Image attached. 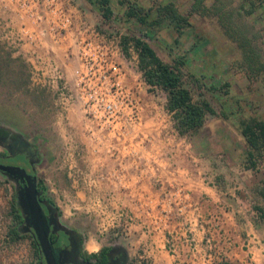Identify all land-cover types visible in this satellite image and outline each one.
<instances>
[{
    "label": "rangeland",
    "instance_id": "374dc122",
    "mask_svg": "<svg viewBox=\"0 0 264 264\" xmlns=\"http://www.w3.org/2000/svg\"><path fill=\"white\" fill-rule=\"evenodd\" d=\"M67 1L76 21L84 18L106 38L118 41L119 59L124 60L123 81L135 91L141 104L135 144L150 142L152 150L159 152L165 144L171 154L195 146V164L204 168L200 176L208 182L213 178L210 170L216 171L221 177L217 180L228 184L248 220L257 224L264 241V220L260 216L264 212V156L256 171L249 169L241 134L242 122L251 118L264 120V0H200V8L195 6V0H108V17L99 12L96 0ZM166 2H172L186 16L187 26L176 30L163 22L146 30L124 15L126 5L136 3L152 18L155 7ZM5 19L0 22V128L34 143L39 153L34 173L57 209L61 224L82 236L81 247L86 254V241L102 236L98 240L100 247L119 245L127 252L123 235L117 239L110 232L100 231L95 200L87 210L80 198L79 192L88 185L95 190V182L86 184L84 166L95 165V157L101 152L80 149L81 141L93 142L82 134L80 114L72 108L64 116L53 88L37 80L42 78L31 68V57L17 49L21 45L9 43L12 30L17 31L19 26L30 29V22L24 18L21 25L17 19L9 21L6 14ZM139 35L162 61L182 59V77L192 100L204 99L213 109L197 132L183 137L173 133L164 90L140 83L136 50L132 42L126 51L122 45L123 37ZM46 80L47 76L45 83ZM104 153L109 159H117L119 154ZM13 191V182L0 173V264H36L30 240L33 238L25 235L14 239L6 234ZM137 260L131 263L144 264Z\"/></svg>",
    "mask_w": 264,
    "mask_h": 264
},
{
    "label": "crops",
    "instance_id": "0c3cea01",
    "mask_svg": "<svg viewBox=\"0 0 264 264\" xmlns=\"http://www.w3.org/2000/svg\"><path fill=\"white\" fill-rule=\"evenodd\" d=\"M4 17L0 9V22ZM71 65L65 64L67 78ZM133 145L117 159L100 151L95 165L84 166L86 184L95 182V190L88 185L79 192L87 210L97 203L103 234L123 235L130 264H264L257 224L215 170L208 182L200 176L195 146L171 154L165 144L161 152L150 142ZM124 213L131 220L123 225Z\"/></svg>",
    "mask_w": 264,
    "mask_h": 264
},
{
    "label": "built area",
    "instance_id": "2783aa9c",
    "mask_svg": "<svg viewBox=\"0 0 264 264\" xmlns=\"http://www.w3.org/2000/svg\"><path fill=\"white\" fill-rule=\"evenodd\" d=\"M0 9L9 21L30 22V29L12 30L9 43L21 45L17 49L31 57V68L42 78L37 80L53 88L64 116L72 108L80 114L82 134L93 140L81 141L80 149L133 151L141 104L123 81L118 41L106 38L84 18L76 21L67 0H0ZM67 63L72 64L68 78ZM122 215L125 222L131 220L130 215Z\"/></svg>",
    "mask_w": 264,
    "mask_h": 264
},
{
    "label": "trees",
    "instance_id": "16d2710c",
    "mask_svg": "<svg viewBox=\"0 0 264 264\" xmlns=\"http://www.w3.org/2000/svg\"><path fill=\"white\" fill-rule=\"evenodd\" d=\"M200 0H195V6L200 8ZM97 9L102 16L108 17L110 7L108 0H96ZM193 5V8L195 9ZM155 14L149 18L147 9L136 3H128L124 15L135 19V21L146 30H150L161 26L163 22L172 25L176 30L187 26L189 23L185 15L178 12L172 2L157 5L154 10ZM142 35L133 37H123L122 45L124 51L128 47V43L132 42V46L136 50L137 69L139 70L143 81L149 88H158L165 92V108L170 113L172 126L179 135H191L202 127L207 114H213L214 111L209 103L200 99L193 101L189 89L186 87L182 77L183 60H174L167 63L158 58L153 49L145 42ZM195 78V84L197 83ZM241 134L246 144L247 167L256 171L258 163L264 156V120L251 118L242 122ZM264 194V193H263ZM261 210V209H260ZM262 211V210H261ZM8 214L10 224L6 231L9 237L14 239L22 238L28 235L34 249L36 259L38 258V247L34 237L29 233L22 231L21 222L22 214L16 202V195L11 193L8 205ZM261 218L264 220V212H261ZM107 247H100L98 253H88L90 257H102Z\"/></svg>",
    "mask_w": 264,
    "mask_h": 264
},
{
    "label": "flooded vegetation",
    "instance_id": "af4514ba",
    "mask_svg": "<svg viewBox=\"0 0 264 264\" xmlns=\"http://www.w3.org/2000/svg\"><path fill=\"white\" fill-rule=\"evenodd\" d=\"M39 161V153L34 143L19 133H12L0 128V163L19 166L33 176L35 196L39 206L38 215L27 209V221L21 222L22 230L34 237L38 247L36 264H129L127 252L119 245L105 246L107 250L102 257H90L82 249V236L71 228L67 234L61 229L57 209L44 194V188L34 173V165ZM1 173V172H0ZM6 176V175H5ZM13 182L14 191L18 178L9 176ZM26 197V196H24ZM58 221V222H57ZM45 233L47 236L50 262L48 263L37 244L34 232Z\"/></svg>",
    "mask_w": 264,
    "mask_h": 264
},
{
    "label": "water",
    "instance_id": "95a60500",
    "mask_svg": "<svg viewBox=\"0 0 264 264\" xmlns=\"http://www.w3.org/2000/svg\"><path fill=\"white\" fill-rule=\"evenodd\" d=\"M0 172L8 177L14 176L15 178H18L17 181V188L15 191L16 195V202L19 206V209L21 211L23 221H27V209H29L35 214V216L38 215L39 206L36 200L35 196V184L33 181V176L26 173L25 170L19 166H13L10 164H3L0 163ZM26 196V197H24ZM58 222V221H57ZM65 225H61V229L69 234V229H65ZM25 232V230H22ZM34 235H36L37 244L39 246L40 251L42 252L45 260L49 263L51 258L49 254V248H48V242H47V236L45 233L34 232Z\"/></svg>",
    "mask_w": 264,
    "mask_h": 264
},
{
    "label": "clouds",
    "instance_id": "9594fccd",
    "mask_svg": "<svg viewBox=\"0 0 264 264\" xmlns=\"http://www.w3.org/2000/svg\"><path fill=\"white\" fill-rule=\"evenodd\" d=\"M85 249L89 253H98L100 251V245L97 243L94 237L89 238L85 243Z\"/></svg>",
    "mask_w": 264,
    "mask_h": 264
}]
</instances>
